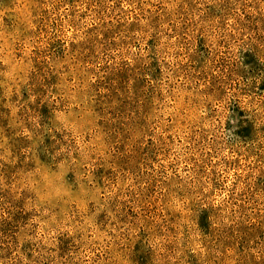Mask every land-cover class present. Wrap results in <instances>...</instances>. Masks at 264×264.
I'll return each instance as SVG.
<instances>
[{
	"label": "rangeland",
	"instance_id": "1",
	"mask_svg": "<svg viewBox=\"0 0 264 264\" xmlns=\"http://www.w3.org/2000/svg\"><path fill=\"white\" fill-rule=\"evenodd\" d=\"M0 264H264V0H0Z\"/></svg>",
	"mask_w": 264,
	"mask_h": 264
}]
</instances>
